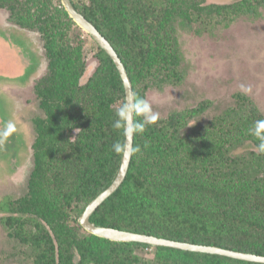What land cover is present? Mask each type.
Here are the masks:
<instances>
[{"label":"trees","instance_id":"trees-1","mask_svg":"<svg viewBox=\"0 0 264 264\" xmlns=\"http://www.w3.org/2000/svg\"><path fill=\"white\" fill-rule=\"evenodd\" d=\"M108 41L133 94L179 86L187 76L179 39L214 37L238 20H259L264 0L230 6L206 0H70ZM11 25L39 34L45 74L34 94L44 118L33 122L32 167L25 192L5 197L0 223L27 264H254L225 257L117 243L78 224L85 207L114 179L122 155L112 128L124 89L111 59L96 44V66L79 53L81 31L60 0H0ZM211 104L171 110L134 136L128 173L90 221L161 239L264 256V155L249 133L264 120L255 104L234 94ZM139 120L140 118L137 117ZM146 145V146H145ZM153 250L152 259L127 252Z\"/></svg>","mask_w":264,"mask_h":264},{"label":"rangeland","instance_id":"rangeland-1","mask_svg":"<svg viewBox=\"0 0 264 264\" xmlns=\"http://www.w3.org/2000/svg\"><path fill=\"white\" fill-rule=\"evenodd\" d=\"M206 1L230 6L240 0ZM80 31L77 44L87 64L81 80L85 83L96 66L97 50L88 34ZM179 43L187 66L186 79L162 92H147L153 111L161 117L171 110L208 102L209 114H214L225 108L234 94H243L264 119V13L255 21L238 19L214 37L190 35L180 38ZM41 44L38 33L12 26L7 12L0 10V133L7 122L15 125L10 135H0V203L5 197L13 201L23 195L32 167L33 122L44 118L34 94V85L46 70ZM241 85L251 91H243ZM5 216L7 213L0 210V220ZM129 251L147 259L154 254L145 248L129 247ZM17 253L0 223V264H26Z\"/></svg>","mask_w":264,"mask_h":264},{"label":"water","instance_id":"water-1","mask_svg":"<svg viewBox=\"0 0 264 264\" xmlns=\"http://www.w3.org/2000/svg\"><path fill=\"white\" fill-rule=\"evenodd\" d=\"M60 3L63 6L68 17L76 24V26L86 34H88L92 41L111 59L122 81L124 89V99L130 94H133L132 85L127 72L118 55L108 43V41L95 29V27L91 23H89L80 13L75 10L70 0H60ZM133 141L134 137L132 138L131 142H129V147L132 146L133 148ZM131 158L132 154L122 155L118 171L110 185L105 190H103L95 199H93L85 207L83 213L79 216L78 224L87 234L117 243H138L151 247L167 248L195 254L225 257L246 263L264 264V256L234 252L212 246L176 242L157 238L154 236L119 231L94 225L90 221L91 216L102 203H104L120 188L128 173Z\"/></svg>","mask_w":264,"mask_h":264},{"label":"clouds","instance_id":"clouds-1","mask_svg":"<svg viewBox=\"0 0 264 264\" xmlns=\"http://www.w3.org/2000/svg\"><path fill=\"white\" fill-rule=\"evenodd\" d=\"M241 89L245 92L251 91V88H245L243 85H241ZM115 117L112 128L120 132L124 139L123 141L114 142L111 146L112 151L117 155H131L139 152L140 147H129V142L135 135L143 134L147 126L155 124L159 120L160 115L158 112L153 111L149 100L130 94L116 109ZM137 117L140 119L138 120ZM14 131L15 125L7 122L0 135L7 136ZM249 133L260 141L257 145V152L264 155V120L255 121L254 125L249 129Z\"/></svg>","mask_w":264,"mask_h":264}]
</instances>
